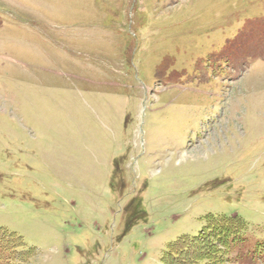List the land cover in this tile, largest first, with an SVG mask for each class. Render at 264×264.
Listing matches in <instances>:
<instances>
[{"label":"rangeland","instance_id":"obj_1","mask_svg":"<svg viewBox=\"0 0 264 264\" xmlns=\"http://www.w3.org/2000/svg\"><path fill=\"white\" fill-rule=\"evenodd\" d=\"M0 17V264H196L210 214L261 249L264 0H0Z\"/></svg>","mask_w":264,"mask_h":264},{"label":"trees","instance_id":"obj_2","mask_svg":"<svg viewBox=\"0 0 264 264\" xmlns=\"http://www.w3.org/2000/svg\"><path fill=\"white\" fill-rule=\"evenodd\" d=\"M206 227L203 231L192 239H189V244L197 248L196 254L203 255L201 260L197 261L196 264H202L200 262H206L204 264H225L229 260L226 255L229 252V256L235 248L246 247L250 248L248 237L245 235L247 229L245 221L238 216H215L207 215L205 217ZM187 238H183L181 242L188 243ZM259 247L264 246L259 244ZM261 249L259 253L253 250L251 254L244 256L246 263L254 264L256 259H259L258 255H261ZM196 250V249H195ZM264 258V255H262ZM242 259V256L237 257ZM230 259V258H229ZM244 263V262H243Z\"/></svg>","mask_w":264,"mask_h":264},{"label":"crops","instance_id":"obj_3","mask_svg":"<svg viewBox=\"0 0 264 264\" xmlns=\"http://www.w3.org/2000/svg\"><path fill=\"white\" fill-rule=\"evenodd\" d=\"M15 1H18V0H15Z\"/></svg>","mask_w":264,"mask_h":264}]
</instances>
